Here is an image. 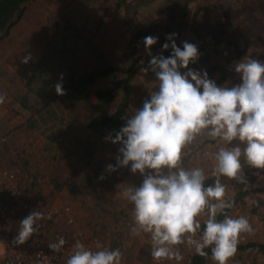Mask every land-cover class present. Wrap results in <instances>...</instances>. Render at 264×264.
I'll return each instance as SVG.
<instances>
[{
	"label": "clouds",
	"instance_id": "obj_1",
	"mask_svg": "<svg viewBox=\"0 0 264 264\" xmlns=\"http://www.w3.org/2000/svg\"><path fill=\"white\" fill-rule=\"evenodd\" d=\"M176 35H168L172 43L163 45L164 50L171 47L170 57L152 56L158 38L144 37L152 58L149 68L141 70L155 74L158 90L150 92V99L126 120L115 138L107 137L121 145L116 165H107V171L130 166L133 174L143 176L139 186L124 188L121 195L134 205L131 233L150 236L153 260L182 261L176 246L186 243L202 257H207L205 249H210L215 264H228L237 253L241 235H251L254 229L246 217L227 214L235 201L225 199L221 177L247 183L241 173L242 158L251 168L264 169V62L244 57L234 66L241 82L221 87L206 70L189 68L198 61V48L184 42L181 49L175 43ZM31 59L28 53L21 63L28 64ZM62 79L55 85L58 95L65 94ZM5 99L6 94L0 93V104ZM201 136L222 145L215 152L204 153L212 161L210 174L215 177L214 184L208 186L204 168L182 166L186 147ZM205 214V227L197 239L201 229L198 217ZM218 215L223 219L218 220ZM42 216V212L32 211L23 218L13 243L22 245L33 236ZM65 244L61 237L48 247L59 252ZM95 248L76 242L66 264H121L120 249L100 243Z\"/></svg>",
	"mask_w": 264,
	"mask_h": 264
},
{
	"label": "rangeland",
	"instance_id": "obj_2",
	"mask_svg": "<svg viewBox=\"0 0 264 264\" xmlns=\"http://www.w3.org/2000/svg\"><path fill=\"white\" fill-rule=\"evenodd\" d=\"M95 1L96 0H90L88 5L89 9L96 10L95 7H97V5L95 4ZM49 2L66 3V0L38 1V3L48 4ZM71 2L72 0H69V2L67 3ZM110 3H114L117 6V10H115L114 12H110L111 17L116 20L115 26L118 32V37L115 41L117 60L120 57L124 56L125 49L129 50V52L137 50L139 53H148L146 47L142 45V43H135L137 38L140 39L149 35L155 38L161 37V41L163 43L156 42L151 48V50L153 51H158L165 44V41L171 42L167 39L170 33L177 34L174 38L176 39L175 42L178 41L180 37L181 49H183V43L188 42V40L184 38H182L181 40V37L193 35L199 39V37L205 36V39H203L201 44L194 43V45L197 46L200 54L196 63L202 61L206 62V64L201 65V67L199 66L200 68L196 70H206L208 72V18L209 20H211V25H213L215 29H220V26L224 25L225 22L222 24L219 22V19L224 17L225 21H227L228 19V24L225 26L227 32L222 33L220 31L217 32V30H214L211 35L213 36V34H217L219 38L227 37V39L230 41H233L235 39L239 42L236 49H240L243 46L246 47L249 40L259 37L260 40L258 42H252L248 46V49L243 56H248V54H250L255 48H257V51L261 50L262 52L259 60L264 62V0H104V3L103 0H101V9H103L105 6L114 7V5H111ZM184 3H186L185 6L183 5ZM38 6L39 4L33 3L31 5V10L38 11ZM108 7L107 9H109ZM182 7L184 9V15L179 16L178 13L182 11ZM26 8L27 7H25L24 11L26 10ZM53 13L54 18L62 20L60 12L57 11ZM93 13L94 12H91L92 15H94ZM29 14L30 11L28 10V12L23 16L24 22L19 21V18V22L17 21L15 23L16 25L14 24L15 26L13 25L8 30L6 35L3 36V38H0V93L6 94L5 102L3 104H0V137L5 136L7 138L6 142L10 143L14 148L13 150H6V154H3L1 152V145L4 144L0 142V166L12 168L16 167L18 169H21L22 171H29L30 173H33L40 179L36 192L42 197L46 205H50L51 203L56 202L58 205H68L70 207V212L71 216L73 217L74 223L72 225H67L64 221L54 223L51 228L52 233L56 231H64L70 237L77 236L79 234L84 238H90L94 235L96 237H99L101 245L103 247L113 250L117 248L120 249L119 245L116 244L115 241L110 240V235H113L112 233L117 232V237L113 238L117 241L124 240V234L122 235L121 233H123L126 228H132L134 226L132 220L128 221L126 217L123 216V211H125L126 206V199L121 195L122 190H120L119 188L115 189L113 186H110L107 183L109 175L107 171L102 175L99 174L98 178L95 176L94 171H59L58 166L59 159L62 156L61 153L63 151V149H61V147L63 146L61 144V141L63 142L62 137H64V141H66L67 135H73L80 131L81 123L72 122V119L75 117V113L79 115V113L83 110L84 104H89V106L92 105L91 102L93 100L91 97L93 93H71V97H69L70 108L68 111V116L66 115L67 123L64 122L63 124L58 120H54L60 117L59 113H64L61 109L60 101L55 99L52 95H55L57 93L50 94V98H52V100L47 109V122H42V120L44 119L40 118L37 111L35 113H32L42 104V96L32 91L30 92V94L28 95L29 101L34 103L32 104V107H34V109L30 111V114H28V107H21V105L18 106L20 103L19 98L23 94L18 91L19 85L27 84V82L24 80H20L19 82L18 80L14 79L12 75L13 67L18 63V57L20 56L17 48L13 47L14 45H12V39L14 38V36L16 37L19 35H26L25 45L27 46V30L29 28V25L26 22L28 21ZM175 14L177 15L176 18L173 17V15ZM61 20H59L58 22H60ZM161 20L162 22H159ZM20 23H22L23 26L20 25ZM60 23L61 35L54 36L55 41L53 40V42L57 44L50 45V49L52 48L50 52L57 54L60 53L59 49L61 47H65L66 45H60V42L62 40V43H67L68 41L70 42H68V47L63 48L67 49V51L62 56L56 55L59 58L52 57L53 59L51 60V62L61 63V60H66L68 56H70V54H75L78 63H76L74 66L77 68L85 52L80 48H76V44H81L79 41L81 36H78V33H76V30L78 29L73 28L71 24L66 23L67 25H69L66 26L62 24V21ZM83 28L84 27H82V29ZM9 31L11 33L10 35L8 34ZM206 32L207 35H205ZM136 33H139V35H136ZM59 37L61 41L57 42ZM82 37L92 39V36L89 35H82ZM191 42L193 41L191 40ZM90 43L92 45L93 42L90 41ZM176 45L178 46L179 44L177 43ZM72 47H74V52L70 51L72 50ZM233 47H235L233 44L229 45V51L227 52L228 54H226L227 56L230 55L231 57L234 50ZM89 52L91 53V50L88 51V53ZM107 54V50L104 51V55L107 56ZM212 54L214 55L213 57L218 56V53H216L215 51ZM23 56L24 55L20 56L21 59L23 58ZM65 56H67L66 59L63 58ZM135 62L138 63L140 61H134V64H136ZM233 66H235V61H233ZM3 69L5 71L1 72ZM215 69L219 70L218 67H215L214 70ZM8 71H10L11 73L8 74ZM233 73H235V71ZM75 78L76 77L74 76V81ZM120 78L121 74L118 76V79ZM140 79H142V77L138 76L131 81L133 85L138 86L137 89H133L132 91L128 90L127 94L123 93L122 91H118L116 93V102L120 100L122 95L128 96V106L131 105L132 107L130 108L127 106L126 110L128 111V113H130H127L126 115L130 117L137 110L138 104L141 101L142 93L140 91ZM240 80L241 78L239 77L238 79H234V85H236ZM104 82L105 79L102 78L100 81V86L103 85ZM12 86L14 87L11 88ZM14 100L18 101L16 102ZM49 109L53 111L54 115L51 114L52 112L49 111ZM99 109H103V106L99 107ZM105 109L114 111V105L107 104ZM92 111L97 112L94 105L92 106ZM20 114L22 115L23 122L28 118V116H31L33 114L36 115L35 118L31 119L35 123V127L30 128L35 130L37 133L39 132L37 129H42L39 135L43 136V138H45V136L46 138L49 137L50 143L47 147L46 152H48V155L53 158V163L51 164V166L54 170H50L49 166H44V170L46 173H43L33 168L32 164H29L25 153L22 151L23 149H28L29 147L26 146V148H21L19 146L21 143L20 141H23V138L21 137L22 130L20 128L24 125L23 122H17L18 115L20 116ZM49 116L51 117V119H49ZM128 116L126 117L128 118ZM123 126L125 125L121 124L116 133ZM61 129L63 130V132ZM83 129L85 130L86 126H84ZM44 132L46 133L45 136L43 134ZM110 132H106L107 135L104 136L109 137ZM40 141H42V138L36 140L35 142ZM15 142L17 143L16 146ZM220 146L222 145L215 141H209V138H207L206 136L199 137L191 145L187 146V149L185 150V157H187V155L189 156L188 158H186V160L182 161V166L186 168L208 167L209 164L212 163H210L209 159L204 156V153L212 152L210 151V149L216 151ZM120 147L121 145H119L118 147H114L113 153H111L112 157L119 155ZM63 159L64 158H61L60 160ZM241 162V173L244 174L247 181V183H244L243 186L251 185L252 198L256 201V203H253L249 200L248 203H242L241 205L238 201L237 203H235L234 207L230 211V214L228 213V215H232L237 218L239 216L245 217L246 214H249L246 215L248 216L247 219L254 228L257 227V223L253 218L249 217L254 214L250 212L252 207L254 206V204H257L258 208L256 212H264V193H262L264 191L261 192L258 190L259 187L254 186L255 181L257 185L259 183V179L260 181L264 179V169L251 168L247 163L243 161V158ZM105 168H107V166H105ZM129 169L130 168L126 167V170ZM120 170L121 169L118 168V173H120ZM105 173H107V175ZM205 173L208 177V168L205 169ZM138 174L139 173L133 174L131 172L130 178H136ZM114 175H111L110 180L114 178ZM101 176L105 177V182L99 181L101 179ZM232 180L233 179H229L227 177H221V182L223 184L231 183ZM214 182H210L211 185H213ZM98 185L104 186V188H99ZM205 185L208 186V184ZM237 191V186H234L233 191L231 189H228L226 190L225 195L228 196L229 194L233 193V200L237 195ZM225 199H227L226 196ZM232 200L230 198V201ZM131 206L132 205H129L127 208L130 209ZM130 210L132 212V209ZM136 241L140 243L139 240ZM123 257L124 255L122 254V261H125L127 263L128 260ZM133 263L138 264L139 259L130 262V264ZM149 264H155L153 262V259L149 261Z\"/></svg>",
	"mask_w": 264,
	"mask_h": 264
},
{
	"label": "crops",
	"instance_id": "obj_3",
	"mask_svg": "<svg viewBox=\"0 0 264 264\" xmlns=\"http://www.w3.org/2000/svg\"><path fill=\"white\" fill-rule=\"evenodd\" d=\"M39 0H30L27 4L26 10L23 12L22 16H20L19 21H23V16L30 11V14L28 15V21L26 22L29 25V28L27 30V46L25 45V39L26 35H19L14 36L12 39V45L13 47H16L18 50L19 55L26 56L28 53H31L32 59L28 64L21 63V57H18V63L13 67L12 75L14 79L18 80H24L27 82V84H20L19 85V92L22 94L20 96V103L18 106L21 105V107L25 106L28 107V114H30V111L34 109L32 107V102L29 101L28 95L30 92H34L40 96H42V104L40 107L36 110H34L32 113H39L40 118L44 119L42 122H47V112L49 104L51 103L52 98L51 93H56L55 91V85L58 82H61L63 88L65 91L64 95H58V94H52L55 99L59 100L61 103V109L64 112L59 113L60 117L56 118L54 120H58L60 123H67L66 121V115L68 116L69 111V97H71V94H67L68 92L71 93H78L81 92H92V105L89 106V104L83 105V110L79 113H75V117L72 119V122L75 123H81L80 124V131L73 135H67L66 141H64V137H62L63 142L61 141V144L63 145L61 149H63L61 153V158H64L63 160L59 159V171H94L95 176L98 177L99 174H103L106 172L107 168L105 166L112 164L113 166L116 165V157H112L114 147H118L119 144H114L110 140L107 139L106 132H110L109 136H112L115 138L116 131L119 129H113L110 125H101L99 127L97 126H90L89 121L92 117L99 116L101 114H105V112H111V110L105 109L106 105L108 103H105L104 101L99 100L96 95L95 91L97 89H104L108 87H112L113 82L116 81V75L118 74L116 71H113L111 74V71L108 72V74H104V76H100L88 83H86L84 80L87 75L91 74L95 70H97V74L100 72V68L103 67H109L113 66L120 67V64L118 65L117 58H116V40L118 37V32L115 26L116 20L111 17L110 12H114L117 10V6L114 3H110L111 5H114V7H108L105 6L103 9H101V0H96L95 4L97 5L96 10L89 9L88 5L90 0H72L71 3L69 0H66L65 2L61 3H54L49 2L48 3H38ZM33 3L39 4L38 11H32L31 5ZM104 3V0H103ZM107 7L109 9H107ZM112 8V9H111ZM179 10V9H178ZM184 11V9H182ZM201 10V9H200ZM60 12L61 13V19L54 18L53 12ZM91 12H94L92 15ZM181 12V11H180ZM34 13V15H33ZM58 16V15H57ZM225 19V18H224ZM63 25L69 26L66 23H69L72 25L73 28L78 29L76 30V33H78V36L80 37V43L76 44V48H80L84 50L83 57L81 59V62L79 66L76 68L74 65L78 63V60H76L75 54H70V56L63 57L66 60H61V63H52L51 60L53 58H59L56 55H63L67 49H63L68 47V41L67 43H62L60 37L58 38L57 42H60V45L66 44L65 47H61L59 49L60 53H51L50 45L51 44H57L53 42L54 36L58 35L60 36V29H61V21ZM18 21V22H19ZM228 21V19H227ZM227 21H224L225 24L220 26V29H215L213 25H211V20L208 18V74L209 78L214 80L218 86L221 87H230L234 86V79L240 78V75L238 73L234 72V66L233 61H235V64L239 61H241L245 56L244 53L247 51L248 48L245 49V47H241L240 49H236L237 45L239 44L238 41L235 39L233 41H230L226 38H219L217 34L211 35L214 30H217V32H227V29L225 26L228 24ZM24 22V21H23ZM159 22H162L159 21ZM220 22V21H219ZM227 22V23H226ZM221 23V22H220ZM156 24V23H155ZM223 24V23H222ZM16 25V24H15ZM14 25V26H15ZM22 25V23H20ZM23 26V25H22ZM82 27H84L82 29ZM221 33V34H222ZM11 34L10 31L8 33ZM82 35H89L92 36V39H87L82 37ZM136 35H139V33H136ZM207 35V32L206 34ZM151 36V35H149ZM10 37V36H8ZM147 37V36H146ZM205 36L199 37V39L196 36L188 35L186 37H181L184 39H187L189 43H196L201 44ZM134 38V35H133ZM142 38H137L135 43H142L144 45ZM160 38L157 40L159 41ZM191 40L193 42H191ZM239 40V39H238ZM55 41V40H54ZM91 42L92 45H91ZM157 41V42H158ZM72 42V41H71ZM78 42V41H77ZM183 42V41H182ZM159 43V42H158ZM179 44L178 47H180V37L178 41H176V44ZM233 44L235 47L233 50V54L227 56V52L229 51V45ZM26 46V49H25ZM145 46V45H144ZM136 48V47H135ZM91 50V53L88 51ZM108 52L107 56L104 55V51ZM4 51V50H3ZM74 52V47H72V50ZM87 51V52H86ZM218 53L217 57H213L214 55L212 53ZM135 52V53H134ZM172 53V50H169L166 54L163 52L158 53L153 50H151L152 56H159L163 55L165 57H170ZM252 53V52H251ZM251 53L248 54L249 57H251ZM124 55L129 56L128 63L125 64L124 71L126 74L133 71L132 73L134 76L129 81L127 86V91H132L133 89H137V85H133L131 82L134 78H137L138 76H141L142 79H140V86H141V101L138 104L137 109H140L143 107V102L145 99H150V92L151 91H157V78L155 74L149 70L147 72L142 71L141 69H148L149 68V62L152 58L149 53H139L137 50L130 51L125 49ZM23 56V57H24ZM53 57V58H52ZM75 57V58H74ZM252 58V57H251ZM134 60H139L140 62L134 64ZM259 60V59H258ZM231 61V63H230ZM206 64V62H198V63H191L189 65V68L191 69H199L201 65ZM74 66V68H73ZM200 66V67H199ZM215 67H218L219 70H214ZM73 68V69H72ZM5 69V68H4ZM2 70L1 72H4L5 70ZM8 70V69H7ZM186 71L182 69V72ZM11 72L8 71V74ZM124 74L123 72H120ZM233 73V74H232ZM74 76L75 81H74ZM237 76V77H236ZM82 78L80 81L79 79ZM104 78L105 82L103 85L100 86L101 79ZM240 81L237 82L240 83ZM29 86V87H28ZM135 86V87H134ZM6 87V85H5ZM12 86L11 88H13ZM10 89V88H9ZM118 91H122L126 94V90L122 88V86H117L114 88L113 93L115 97V101L112 103L114 105L115 110V103L116 102V93ZM17 94V93H16ZM144 95V96H143ZM37 96V95H35ZM125 95H122L119 101H121L124 98ZM18 101V100H14ZM111 104V103H110ZM108 104V105H110ZM96 108L97 112L92 111V106ZM30 106V107H29ZM103 106V109H99V107ZM128 107H132L129 105ZM135 108V107H134ZM64 109V110H63ZM127 109V108H126ZM51 111L52 115H54L53 111ZM66 113V114H65ZM126 113L128 111L126 110ZM130 113V112H129ZM128 113V114H129ZM128 116V115H127ZM36 115L33 114L31 116H28L27 119L23 122L22 115H18L17 122L22 123L23 126L20 128L22 130L21 137L23 138V141H20V147L26 148L28 146V149H23L22 151L25 153L29 164L33 165V168L46 173L44 170V166H49L50 170H54L51 164L53 163V158H51L48 155L47 147L49 146V137L46 138L45 132L43 133L45 138L43 136L39 135L40 131L42 129H37L39 132L37 133L35 130H33L30 127H35L34 122L31 120L35 118ZM128 118H131L128 116ZM126 117L125 121L122 122V125L126 124V120L128 119ZM49 119L51 117L49 116ZM40 124V122H39ZM61 124V125H62ZM78 126V125H77ZM86 126V129L84 130L83 127ZM36 129V128H35ZM62 130V129H61ZM63 132V130H62ZM16 135V132H15ZM42 138V141L35 142L36 140ZM209 141H211L209 139ZM60 144V145H61ZM17 143L15 142V146ZM60 148V147H59ZM58 148V150H59ZM10 149L13 150L14 148L12 145L8 142L6 144L1 145V152L3 154H6V150ZM187 149V147H186ZM185 149V150H186ZM57 150V151H58ZM110 150V151H109ZM210 151H213V149H210ZM36 152V153H34ZM187 157H183V160H186ZM182 160V161H183ZM190 160V159H189ZM210 163H212L211 160H209ZM82 165V166H80ZM121 170L118 173V169L114 172H108V184L110 186H113L115 189H124L128 186H139L143 181V176L138 174L136 178H130L131 177V171L126 170V167H119ZM127 168H130L127 167ZM190 168V167H189ZM204 169L208 168V182L213 177L211 176V169L212 164H209L208 167H203ZM75 171V172H76ZM151 171V170H149ZM107 175V173H105ZM115 174V175H114ZM117 174V175H116ZM111 175H114V178L111 179ZM99 178V177H98ZM131 179V180H130ZM138 179V180H137ZM110 180V181H109ZM100 182H105V177ZM206 182V181H205ZM212 183V182H211ZM211 183L208 185H211ZM226 187V190L231 189L233 191L234 186L231 183L224 184ZM99 188H104V186L98 185ZM206 186V185H205ZM240 189V185H236ZM259 187V191L262 192L260 189H264V179L260 181L256 185ZM244 186L242 185L241 189L244 193L241 199L238 201L242 205V203H248L249 200L253 203H256V201L252 198V192H251V186L249 187V192L244 191ZM249 193L248 198H244L245 194ZM264 193V192H262ZM226 196V200H232L233 193ZM237 201V202H238ZM236 202V203H237ZM250 202V203H251ZM125 211H123V216L126 217L128 221L132 220V212L134 205L130 203L129 201L125 200ZM129 205H132L130 209L127 207ZM258 208L257 204H254L251 211L254 213L252 216H249L250 218H253L256 223L257 227H254V233L249 234H242L240 242L238 244L237 253L235 256L230 258L228 264H264V212L257 213L256 210ZM229 209L227 211V214H230ZM238 213V212H236ZM249 215V214H246ZM248 218V216H246ZM231 217L235 218L234 216L230 215ZM206 214L198 217V219L201 222V229L198 230L195 238H199L202 234L203 228L205 225L203 224V221L206 219ZM223 218V217H222ZM221 218V219H222ZM220 219V220H221ZM113 235H110V240H113L116 242V244L119 245L120 251H122V254L124 255L123 258L128 260L126 263L125 261L121 262L123 264H130L132 261H136L139 259L138 264H149V261L153 258L150 255L152 244L151 239L148 234L141 233L139 236L133 235L131 233V228H126L122 235L124 234V240H116L113 237H117V232L112 233ZM113 238V239H112ZM136 240H139L140 243ZM179 251L181 252L184 259L182 261H176V260H161L159 262L153 260L155 264H192V258L197 255L194 248L188 246L186 243L176 246ZM140 253V254H139ZM157 262V263H156ZM134 264V263H133ZM201 264H215V262L211 259V253L207 256V260L204 263Z\"/></svg>",
	"mask_w": 264,
	"mask_h": 264
},
{
	"label": "built area",
	"instance_id": "obj_4",
	"mask_svg": "<svg viewBox=\"0 0 264 264\" xmlns=\"http://www.w3.org/2000/svg\"><path fill=\"white\" fill-rule=\"evenodd\" d=\"M219 21L224 23V17ZM6 139L5 136L0 137V142L6 144ZM39 182V177L29 171L0 166V264H66L76 242L93 250H96L97 243L101 244L99 237L94 235L84 238L79 234L70 237L64 231L52 233L54 223L64 221L72 225L74 220L68 205L44 203L36 192ZM250 186L244 185V191L249 192ZM248 197L249 193L245 194L244 198ZM32 211L43 213L42 219L37 222L36 233L24 244H14L19 222ZM61 237L66 240V244L59 252L52 251L49 244L57 243Z\"/></svg>",
	"mask_w": 264,
	"mask_h": 264
},
{
	"label": "trees",
	"instance_id": "obj_5",
	"mask_svg": "<svg viewBox=\"0 0 264 264\" xmlns=\"http://www.w3.org/2000/svg\"><path fill=\"white\" fill-rule=\"evenodd\" d=\"M30 0H0V38H3V36H5L8 32V30L19 20L20 16H22L23 12H24V9L27 5V3L29 2ZM184 6L186 5V3L183 4ZM183 9V7H182ZM178 15L180 16H183L184 15V11L182 10L181 12L178 13ZM176 14L173 15L174 18H176ZM170 34H173V33H170ZM176 40V39H175ZM260 38L257 37L255 39H251L247 42V46L245 47L248 48V46L252 43V42H255V41H259ZM159 43H163L161 41V39H159L158 41ZM164 43H168L169 45H171L172 41L169 42V41H165ZM176 43V42H175ZM169 50H172L171 47H169V49L167 50H164L163 46L160 50H155V52H158V53H161L163 52L164 54H166ZM262 54L261 50L257 51V48H255L252 53H251V57L252 58H255V59H259L260 55ZM129 56H122L120 57L117 62L118 65L120 64V67H113V66H110L109 67H103V68H100V72L99 74H97V70H95L94 72H92L91 74L87 75L86 78H85V82L88 83L100 76H104V74H108V72L111 71V74L113 71H116L118 74L116 75V81L113 82V85L112 87H108V88H104V89H97L95 91V95L96 97L101 100V101H104L105 103H108V104H112L114 101H115V97H114V93H113V90L114 88H116L117 86H122V88L124 90H126V94H127V86H128V83L129 81L133 78V71L129 72L128 74L125 73L124 71V67H125V64L128 63V59H129ZM134 61H137V60H134ZM120 72H123L124 74L120 73ZM121 74V78L118 79V76ZM80 81L82 80V78L79 79ZM53 93V92H52ZM80 93H84V94H87V91L86 92H81L79 91L78 93H74V94H80ZM67 94H71V92H68ZM128 106V96H124V98L121 100V101H118L116 104H115V110L114 111H111V112H105V114H101L99 116H95V117H92L89 121V125L90 126H101V125H110L113 129H118L122 122L125 121L126 119V108ZM215 181V177H213L212 179L206 181L205 184H210V182H214ZM231 184L233 185H240V189L242 187V185L244 183H240L236 180H232ZM238 188V187H237ZM238 188V191H237V195L235 196V198L232 200V201H235V203L242 198L243 196V191L240 190ZM262 191H264V189H260ZM229 209L226 210V212L228 211ZM223 216L222 215H218L217 219L220 220ZM205 251H207L208 253H211L210 249H205ZM207 260V257H202L200 255H195L193 258H192V264H201V263H204L206 262Z\"/></svg>",
	"mask_w": 264,
	"mask_h": 264
}]
</instances>
